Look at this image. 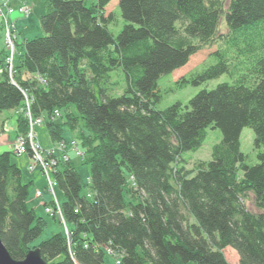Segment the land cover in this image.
Masks as SVG:
<instances>
[{
  "label": "trees",
  "instance_id": "1",
  "mask_svg": "<svg viewBox=\"0 0 264 264\" xmlns=\"http://www.w3.org/2000/svg\"><path fill=\"white\" fill-rule=\"evenodd\" d=\"M111 1L42 0L43 37L20 44L15 85L0 51V114L18 110L24 93L53 142L65 141V125L80 120L91 190L88 198L71 162L58 166L54 180L69 238L57 232L32 246L45 221L27 206L30 183H22L12 153L0 152L3 246L15 261L37 248L46 264H106V250L114 264H228L226 248L239 264H264V0H119L125 25L116 37L102 16ZM212 47L214 63L175 86L223 75L233 82L156 109L158 80ZM116 70L125 85L110 96L108 78ZM70 106L78 117L69 112L65 124L53 122L54 111ZM27 126L19 116L16 137L26 139ZM244 128L254 133V165L240 151ZM208 129L220 132L210 161L186 171L183 155L201 148ZM126 174L135 203L123 196ZM248 192L257 214L244 206Z\"/></svg>",
  "mask_w": 264,
  "mask_h": 264
},
{
  "label": "rangeland",
  "instance_id": "2",
  "mask_svg": "<svg viewBox=\"0 0 264 264\" xmlns=\"http://www.w3.org/2000/svg\"><path fill=\"white\" fill-rule=\"evenodd\" d=\"M86 6H90L95 0H83ZM119 0H112L102 11V16L107 22L108 31L116 37L123 29L125 22L121 18L119 10ZM226 8V7H225ZM45 11L42 0H0V51L6 52L5 65L7 67L8 78L12 85L14 62L16 57L23 52L20 45L25 41L43 37L40 28L39 19ZM15 16V17H13ZM223 18V17H222ZM220 20L221 32H225L224 21ZM16 19V20H15ZM20 46L17 48V44ZM216 47L205 48L189 58V61L182 68L174 71L169 75L162 76L158 80V89L162 96L160 102L156 105V109L163 110L174 103L186 104L192 97L202 90H213L222 83H232L233 80L227 75H223L216 80H211L206 84L197 87L187 86L183 89H177L175 82L189 75L192 72L202 69L214 63L213 57H209L215 51ZM110 50V49H108ZM24 78L30 79L26 74ZM109 94L110 96H119L123 92L125 80L123 74L119 71H113L109 76ZM42 82V80H39ZM24 101L18 110L0 114V152L10 151L11 163L15 164L22 173V183L29 184V193L27 197V206L33 208L38 217L45 221V228L41 235L32 243V246L47 241L57 232H63L68 239L69 226L65 223L61 213V206L64 202V195L58 189L54 180V174L58 166H62L66 162H71L84 186V194L89 198L90 190V168L82 164L86 158V150L82 147L80 141L81 136H87L84 124L79 122L71 127L63 128V138L65 141L53 142L48 137L43 118H34L30 112L31 100L23 93ZM71 112L78 117L72 106L66 110L54 111L53 122L57 124H65V116ZM21 116L27 122L26 139L19 136L16 137V121ZM220 140V132L218 130L208 129L206 138L201 148L194 153H185L183 155V167L186 171L198 163H206L211 159V151L215 144ZM22 141L26 147L24 153L18 152L16 147ZM240 151L245 156L248 165L257 163V151L254 148V133L250 128H244L240 134ZM28 143V147L26 146ZM39 146L41 152H33L32 148ZM29 149V151H28ZM19 153V154H18ZM28 164L26 165V163ZM48 165V166H47ZM35 176V178H34ZM39 178L36 189L33 179ZM126 186L123 190V196L127 203H135L131 191H136L131 175L126 174ZM131 190V191H130ZM244 206L250 212L257 214L254 206V197L252 193H247L244 197ZM32 249L30 251L36 250ZM29 251V252H30ZM107 253L112 255L110 250ZM228 264H239L237 253L226 248L222 251ZM106 254L104 256L106 264H114V258ZM117 261V260H116Z\"/></svg>",
  "mask_w": 264,
  "mask_h": 264
},
{
  "label": "water",
  "instance_id": "3",
  "mask_svg": "<svg viewBox=\"0 0 264 264\" xmlns=\"http://www.w3.org/2000/svg\"><path fill=\"white\" fill-rule=\"evenodd\" d=\"M0 264H46L38 249L30 251L23 260L15 261L8 254L0 239Z\"/></svg>",
  "mask_w": 264,
  "mask_h": 264
},
{
  "label": "built area",
  "instance_id": "4",
  "mask_svg": "<svg viewBox=\"0 0 264 264\" xmlns=\"http://www.w3.org/2000/svg\"><path fill=\"white\" fill-rule=\"evenodd\" d=\"M20 143L18 144V146L16 147V150L18 152H21V153H24L26 151V147L25 145L23 144L22 141H19ZM33 152H41L40 149H39V146H37L36 148H32ZM19 154V153H18ZM48 166V165H47Z\"/></svg>",
  "mask_w": 264,
  "mask_h": 264
},
{
  "label": "crops",
  "instance_id": "5",
  "mask_svg": "<svg viewBox=\"0 0 264 264\" xmlns=\"http://www.w3.org/2000/svg\"><path fill=\"white\" fill-rule=\"evenodd\" d=\"M13 17H15V16H13ZM15 20H16V19H15ZM27 164H28V162L26 163V165H27ZM21 174H22V173H21ZM34 178H35V176H34ZM32 179H33V178H32ZM39 180H40L39 178H37L36 180H35V179L32 180V181H34V186L36 187V188H35V192H36V189L39 188V187L37 186ZM31 209H33V208H31Z\"/></svg>",
  "mask_w": 264,
  "mask_h": 264
},
{
  "label": "bare ground",
  "instance_id": "6",
  "mask_svg": "<svg viewBox=\"0 0 264 264\" xmlns=\"http://www.w3.org/2000/svg\"><path fill=\"white\" fill-rule=\"evenodd\" d=\"M222 20L224 21V18H222ZM240 139V138H239ZM239 143H240V141H239Z\"/></svg>",
  "mask_w": 264,
  "mask_h": 264
}]
</instances>
